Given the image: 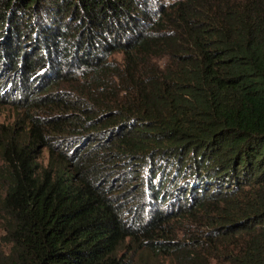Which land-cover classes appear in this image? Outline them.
<instances>
[{"label":"trees","instance_id":"1","mask_svg":"<svg viewBox=\"0 0 264 264\" xmlns=\"http://www.w3.org/2000/svg\"><path fill=\"white\" fill-rule=\"evenodd\" d=\"M2 105L0 264H264V0H0Z\"/></svg>","mask_w":264,"mask_h":264},{"label":"rangeland","instance_id":"2","mask_svg":"<svg viewBox=\"0 0 264 264\" xmlns=\"http://www.w3.org/2000/svg\"><path fill=\"white\" fill-rule=\"evenodd\" d=\"M14 114L12 113V109L10 106H0V122H13ZM49 160L48 152L43 151L40 159L39 164L42 166H46ZM1 235V231H0Z\"/></svg>","mask_w":264,"mask_h":264}]
</instances>
